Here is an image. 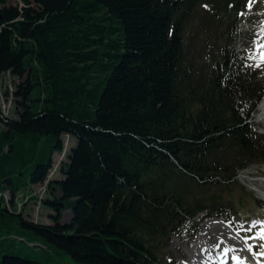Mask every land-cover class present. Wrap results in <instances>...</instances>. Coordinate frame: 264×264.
Returning <instances> with one entry per match:
<instances>
[{
	"label": "trees",
	"instance_id": "trees-1",
	"mask_svg": "<svg viewBox=\"0 0 264 264\" xmlns=\"http://www.w3.org/2000/svg\"><path fill=\"white\" fill-rule=\"evenodd\" d=\"M247 1L0 0V80L19 79L16 115L0 105V264H47L5 251L13 236L81 264H165L196 236L222 206L207 191L264 163V63L225 50ZM45 181L49 224L15 202Z\"/></svg>",
	"mask_w": 264,
	"mask_h": 264
},
{
	"label": "rangeland",
	"instance_id": "rangeland-1",
	"mask_svg": "<svg viewBox=\"0 0 264 264\" xmlns=\"http://www.w3.org/2000/svg\"><path fill=\"white\" fill-rule=\"evenodd\" d=\"M8 3L12 5H23L22 0H8ZM32 4L34 3L32 2ZM246 5L247 12L245 17L239 21L236 27L229 26L228 28V32L231 33L233 43L231 46H226L225 48L230 56L236 55L238 59H241V57L245 58L246 55H250L251 52L256 49V44L264 45V36H261V34H264V0H248ZM197 26L198 23L196 21L193 24V28H197ZM194 32L195 31L193 29L190 30V34H194ZM202 35L203 33H200V36ZM260 51L264 52V48L260 49ZM254 60L259 61V55L257 56V59ZM263 63L264 62H260V64ZM18 81L19 79L12 76L9 72H6L1 76L0 105L7 116L13 117L16 115L15 103L12 95L15 89V84ZM4 92H7V96L4 95ZM252 122L259 132L264 133V119L259 121V112L257 107L253 114ZM63 141V151L53 154V166L49 172L48 178L51 176L60 178V173L58 171L60 162L66 161V149L69 146H74L76 139L74 136L70 135L69 137L68 135H64ZM253 182L264 184L263 165L254 164L246 169L241 170L237 176L235 184L230 186L226 191L217 188L209 189L207 194H215L222 203L221 208L215 211L212 205L209 207L208 215L203 220L201 227L194 238H188L185 235L171 237L168 243L164 245L161 253V258L165 264H190L191 259L189 251L195 244L194 242L197 241L198 235L204 231V229L207 227V224L212 225L213 223L216 225L217 229L213 234H206L204 235V239L202 238L207 244V250H205L204 253H208V245L212 246L221 240H224L226 244L231 246L230 241L224 239L223 235H221V238L218 237L221 233L218 228L222 226L229 230L230 228L233 229L234 226L235 228L233 231L248 241L249 246L253 248L256 255L259 254L263 248L257 246V240L255 238L250 239L242 235L239 230L242 228L237 229V227L243 226L241 223H245V228L250 229L251 225L259 224L261 221H263L262 218L264 217V203L262 206H258V201L261 200L264 202V198L262 195L254 191L255 186L252 185ZM44 185H46V183ZM40 189H42L41 186H35V192H31L30 198L24 203V205L19 206L23 202V200H21V194L25 195L28 193H18L15 202L17 204V209H22L26 218L49 224L52 222V220L48 216V213H52V210L41 204L43 195L38 192ZM46 194L44 196H46ZM32 195L36 196L37 199L32 198ZM219 212L222 213L221 217L217 215ZM63 218L64 221H68L70 218V212L65 211ZM234 222L241 225L239 226ZM6 242L9 244V246L6 247L5 251H17L21 255L29 256L30 258L45 262L47 264H81L75 262L68 254H57L53 250L47 249L40 242H26L23 239L15 236L9 238L6 240Z\"/></svg>",
	"mask_w": 264,
	"mask_h": 264
},
{
	"label": "bare ground",
	"instance_id": "bare-ground-1",
	"mask_svg": "<svg viewBox=\"0 0 264 264\" xmlns=\"http://www.w3.org/2000/svg\"><path fill=\"white\" fill-rule=\"evenodd\" d=\"M257 109L259 112V120H260L264 116V96L259 101V103L257 104ZM2 111H3L4 115H6L3 109H2ZM45 183H46V185H44ZM256 184H258V186H260L261 190H263V188H264L263 183H257L256 182ZM42 185H44V186H42ZM36 186H41L42 189H40L38 192L43 195V188L47 187V181H45L43 184H38ZM46 193H47V188L44 189V195ZM4 195L6 198V202H8V200L10 198L9 192H5ZM263 203L264 202H262L261 200L258 201V206H262ZM235 224H237L239 226L241 224H243L242 227H237V229L242 228L239 230H240V233L244 236L246 234H248L249 230L246 231L247 228H245V226H246L245 223H241V224L235 223ZM252 227L256 228L257 225L254 224V225H252ZM234 228L235 227L233 226V229ZM216 229L217 228H216V225L214 223L212 225L207 224V227L204 229V231L198 235L197 241L194 242L195 244L192 246L191 250L189 251V255H190V259H191L190 264H219L220 260L222 259L220 256L221 249L214 248V247L208 245V253H204L205 250H207V248H206L207 244L205 243V241H203L204 235L209 234V233L213 234ZM233 229L230 228L228 230L227 228L222 227V226H220L218 228V230L222 233L221 234L219 232L220 235L218 237L221 238V235H223L224 239H227L231 243V246H230V245L226 244L224 242V240H221L224 242L223 247L224 248L231 247L234 249V251L229 253V257L238 256L243 261V264H264V250H262L259 254L256 255L253 248L249 246L248 241L243 239L239 234H237L235 231H233ZM229 264H235V262L229 259Z\"/></svg>",
	"mask_w": 264,
	"mask_h": 264
},
{
	"label": "snow or ice",
	"instance_id": "snow-or-ice-1",
	"mask_svg": "<svg viewBox=\"0 0 264 264\" xmlns=\"http://www.w3.org/2000/svg\"><path fill=\"white\" fill-rule=\"evenodd\" d=\"M264 48V45L256 44V49L251 52L249 59H257V56L259 55V61L257 62V67L260 66V62H264V52H261L260 49ZM250 229H246L248 231ZM262 237H264V233L260 234ZM251 238V237H249ZM223 241H218L212 247L221 249L220 256L221 260L219 264H229V259L234 261L235 264H243V261L238 256H231L229 257V253L234 251L233 248H224L223 247Z\"/></svg>",
	"mask_w": 264,
	"mask_h": 264
},
{
	"label": "built area",
	"instance_id": "built-area-1",
	"mask_svg": "<svg viewBox=\"0 0 264 264\" xmlns=\"http://www.w3.org/2000/svg\"><path fill=\"white\" fill-rule=\"evenodd\" d=\"M0 97H1V94H0ZM46 188L47 187L43 188V198L45 197L44 196V189H46ZM31 192H35L34 191V187H33V190ZM30 194H25V195L24 194H21V200H23V202L19 206L24 205V203L28 201V199L30 198Z\"/></svg>",
	"mask_w": 264,
	"mask_h": 264
}]
</instances>
